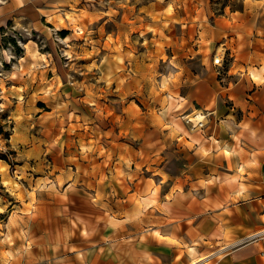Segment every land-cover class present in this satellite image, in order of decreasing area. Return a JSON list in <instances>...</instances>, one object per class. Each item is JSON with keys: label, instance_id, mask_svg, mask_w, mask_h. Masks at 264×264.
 Instances as JSON below:
<instances>
[{"label": "crops", "instance_id": "obj_1", "mask_svg": "<svg viewBox=\"0 0 264 264\" xmlns=\"http://www.w3.org/2000/svg\"><path fill=\"white\" fill-rule=\"evenodd\" d=\"M242 2L207 28L187 94L123 113L143 139L110 140L108 170L93 138L87 170L0 212V264H264V235L251 238L264 230V0ZM78 147L66 140L58 159Z\"/></svg>", "mask_w": 264, "mask_h": 264}, {"label": "rangeland", "instance_id": "obj_2", "mask_svg": "<svg viewBox=\"0 0 264 264\" xmlns=\"http://www.w3.org/2000/svg\"><path fill=\"white\" fill-rule=\"evenodd\" d=\"M242 6V0L0 3V212L4 217L16 198L24 200L31 194L35 200L36 189L53 185L57 173L87 170L93 138L100 141L102 161L94 165L101 173L110 166V140L143 139L138 124H121L123 113L131 108L155 112L170 98L187 94L202 69L201 48L210 44L207 28L219 14ZM215 56L223 64L226 61L213 53V63ZM63 97L78 113L92 107L95 114L84 119L91 124H82L78 113L65 108ZM184 117L187 124L201 118ZM66 140L78 142L79 151L63 163L58 156ZM63 181L58 177L60 185Z\"/></svg>", "mask_w": 264, "mask_h": 264}, {"label": "built area", "instance_id": "obj_3", "mask_svg": "<svg viewBox=\"0 0 264 264\" xmlns=\"http://www.w3.org/2000/svg\"><path fill=\"white\" fill-rule=\"evenodd\" d=\"M214 63L217 64L218 66H221L223 63V60H222V58L215 56L214 57ZM199 122L201 123V121H199ZM262 235H264V230H261V231H258L256 233L252 234L251 238L260 237Z\"/></svg>", "mask_w": 264, "mask_h": 264}, {"label": "bare ground", "instance_id": "obj_4", "mask_svg": "<svg viewBox=\"0 0 264 264\" xmlns=\"http://www.w3.org/2000/svg\"><path fill=\"white\" fill-rule=\"evenodd\" d=\"M60 26V25H59ZM59 26H57V28H59ZM198 117H201V115L199 114Z\"/></svg>", "mask_w": 264, "mask_h": 264}, {"label": "clouds", "instance_id": "obj_5", "mask_svg": "<svg viewBox=\"0 0 264 264\" xmlns=\"http://www.w3.org/2000/svg\"><path fill=\"white\" fill-rule=\"evenodd\" d=\"M4 2V0H0V3H3Z\"/></svg>", "mask_w": 264, "mask_h": 264}, {"label": "trees", "instance_id": "obj_6", "mask_svg": "<svg viewBox=\"0 0 264 264\" xmlns=\"http://www.w3.org/2000/svg\"><path fill=\"white\" fill-rule=\"evenodd\" d=\"M63 31V30H62ZM66 30H64L63 32L65 33Z\"/></svg>", "mask_w": 264, "mask_h": 264}]
</instances>
